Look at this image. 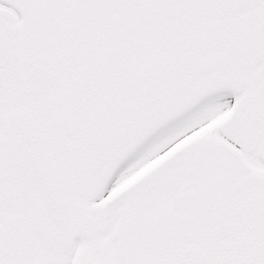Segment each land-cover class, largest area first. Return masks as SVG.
Instances as JSON below:
<instances>
[{
	"label": "snow or ice",
	"instance_id": "6c2138e0",
	"mask_svg": "<svg viewBox=\"0 0 264 264\" xmlns=\"http://www.w3.org/2000/svg\"><path fill=\"white\" fill-rule=\"evenodd\" d=\"M0 264H264V0H0Z\"/></svg>",
	"mask_w": 264,
	"mask_h": 264
}]
</instances>
